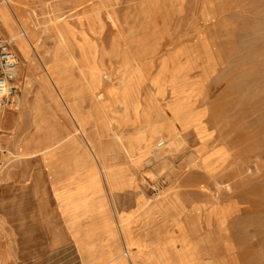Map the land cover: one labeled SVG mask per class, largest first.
Masks as SVG:
<instances>
[{
    "label": "rangeland",
    "instance_id": "1",
    "mask_svg": "<svg viewBox=\"0 0 264 264\" xmlns=\"http://www.w3.org/2000/svg\"><path fill=\"white\" fill-rule=\"evenodd\" d=\"M11 1L14 25L1 24L20 53L24 86L16 97L29 88L20 121L39 125L40 101L29 103L46 84L54 98L43 92L50 109L42 114L53 129L62 127L52 134L55 140L82 142L92 162L102 157L98 146H116L103 151L137 170L136 181L121 184L137 188L139 202L167 208L186 243L183 251L192 236L184 226L194 222L207 227L200 244L216 256L200 264H264V0H164L161 26L158 0ZM85 17L86 28L71 23ZM163 28V54L144 37H132ZM104 29L109 49L87 34ZM27 135L21 134L27 138L18 156L8 152V141L0 152L7 177L34 156L33 133ZM89 173L97 177V164ZM114 230L87 231L108 242ZM12 247L0 264H12ZM66 257L80 261L76 253Z\"/></svg>",
    "mask_w": 264,
    "mask_h": 264
},
{
    "label": "crops",
    "instance_id": "2",
    "mask_svg": "<svg viewBox=\"0 0 264 264\" xmlns=\"http://www.w3.org/2000/svg\"><path fill=\"white\" fill-rule=\"evenodd\" d=\"M143 1L152 0H140L139 5ZM158 1L161 10L155 18L161 26L164 21V0ZM72 2L79 5L92 4L89 0H72ZM96 13L105 23L103 14L99 11ZM71 23L80 30L88 26V18H82L79 23L75 21ZM104 32L105 29L102 35L89 31L87 34L96 42L97 47H106ZM131 36L129 35V40ZM77 37L82 38L80 34H77ZM132 37H144L145 44L151 47L157 46L158 53H164V28L162 31L149 30ZM126 48H129V43ZM129 50L133 52L131 47ZM75 53L79 54L77 48ZM94 53L93 56L96 57ZM154 63L155 69L158 61L154 59ZM21 83L24 86L23 80ZM44 85L42 91L39 87L41 94L36 92L29 103L31 105L36 99L40 101L39 110L35 112L40 114L38 126L36 122L34 124L32 121L31 123L20 121L21 108L14 104L16 101L12 107L6 108L1 113L0 143L4 151L8 141L11 146L10 150L7 149L8 152L18 156L24 149L27 138L23 139L21 134L33 133L34 140L30 148L34 156L23 163L19 162L11 177L6 176L5 170L0 172V256L6 253V246L13 245L12 264L14 262V264L211 262L209 260L216 256L209 253L210 247L206 248L207 245L201 247L200 244L201 230L207 228L205 225L200 227L194 222L185 224L184 228L192 236L189 239L188 249L183 251L182 246L186 243L182 242L181 237L176 236L179 228L168 219L167 208H164V205L150 206L143 201L139 202L138 189L130 183L121 184L125 181H136L137 170L131 163L129 166H121L120 160L114 157L115 154L110 156L103 151L104 148L117 150L116 146H109L110 143L98 146L102 157L92 162L88 155V147L82 142L55 140L52 134L58 129L61 131L62 127L53 129L52 127L56 125L50 123L47 114H42V110L47 113L50 109V104L44 100L43 92H46L50 100L54 98V93L51 91L53 89ZM19 94H22V91ZM29 107L32 114V108ZM122 125L124 126V124L119 126ZM6 155L9 157V153ZM0 160L4 159L0 158ZM94 163L97 164L100 173L97 177L90 178L89 172H92ZM102 164L111 169L107 172L105 168L103 172L100 169ZM106 183L108 189L105 188ZM90 221L100 224L92 226L89 224ZM90 227L114 228L113 238L108 242L104 237L89 238L87 230ZM171 232L174 233L173 237L170 236ZM8 234L11 235L10 239L7 238ZM161 245H164V249ZM202 248L205 252L203 254H201ZM125 249L128 250L127 255L124 253ZM195 250L196 258H194ZM75 253L80 259L78 263L66 257L71 258Z\"/></svg>",
    "mask_w": 264,
    "mask_h": 264
},
{
    "label": "built area",
    "instance_id": "3",
    "mask_svg": "<svg viewBox=\"0 0 264 264\" xmlns=\"http://www.w3.org/2000/svg\"><path fill=\"white\" fill-rule=\"evenodd\" d=\"M19 70L20 56L12 41L4 33L0 23V114L13 105L15 96L22 91V79ZM4 150L2 143H0V152ZM6 167V163L0 160V172Z\"/></svg>",
    "mask_w": 264,
    "mask_h": 264
},
{
    "label": "bare ground",
    "instance_id": "4",
    "mask_svg": "<svg viewBox=\"0 0 264 264\" xmlns=\"http://www.w3.org/2000/svg\"><path fill=\"white\" fill-rule=\"evenodd\" d=\"M11 13H12V1L11 0H6L3 4H2V8H0V23H1V19H2V22L4 23V25H5V27L7 28H9V27H11V26H13L14 25V22H13V18H12V15H11ZM14 16V15H13ZM1 26H2V24H1ZM3 29V28H2ZM6 30V29H5ZM4 31V30H3ZM8 31V30H7ZM15 31V30H14ZM8 32H10V31H8ZM16 32H17V30H16ZM15 32V33H16ZM23 34H24V32H23ZM16 35V34H15ZM7 36V35H6ZM8 37V36H7ZM22 37V36H21ZM9 38V37H8ZM12 38H14L15 39V37H12ZM11 41H12V39L11 38H9ZM16 44L18 45V47L20 48V50H25V45H24V43L23 42H21V41H16ZM20 54V53H19ZM22 56V55H21ZM29 58L31 57L30 56V54H29V56H28ZM24 58V57H23ZM30 60V59H29ZM28 60V61H29ZM27 61V62H28ZM21 65V64H20ZM23 65H24V63H23ZM26 65V64H25ZM28 70V69H27ZM24 71V70H23ZM26 72V71H25ZM19 73H20V70H19ZM22 74V73H21ZM26 74V73H25ZM42 76V75H41ZM26 77V76H25ZM41 83V82H40ZM41 87V86H40ZM43 87V86H42ZM28 89L29 88H26V91H25V93L23 94V96H15L16 98H17V101H16V105H18L19 106V108H21V106H24L25 105V103H27L26 102V98L27 97H29L28 96V93H27V91H28ZM18 95V94H17ZM15 98V99H16ZM28 99V98H27ZM29 101V100H28ZM12 107V106H11ZM15 107H17V106H15ZM2 117V114H0V118ZM2 119V118H1ZM1 122V121H0ZM22 156V155H21ZM25 161V159L24 160H22V161H20L21 163H23ZM7 179V178H6Z\"/></svg>",
    "mask_w": 264,
    "mask_h": 264
}]
</instances>
